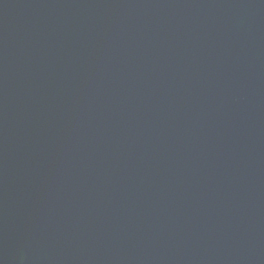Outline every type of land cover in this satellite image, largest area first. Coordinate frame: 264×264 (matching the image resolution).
<instances>
[{
	"label": "water",
	"instance_id": "95a60500",
	"mask_svg": "<svg viewBox=\"0 0 264 264\" xmlns=\"http://www.w3.org/2000/svg\"><path fill=\"white\" fill-rule=\"evenodd\" d=\"M0 264H264V0H0Z\"/></svg>",
	"mask_w": 264,
	"mask_h": 264
}]
</instances>
